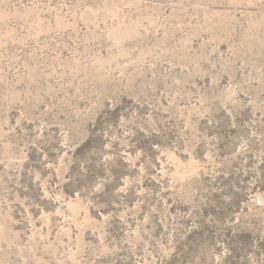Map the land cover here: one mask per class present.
<instances>
[{
  "label": "rangeland",
  "instance_id": "obj_1",
  "mask_svg": "<svg viewBox=\"0 0 264 264\" xmlns=\"http://www.w3.org/2000/svg\"><path fill=\"white\" fill-rule=\"evenodd\" d=\"M0 264H264V0H0Z\"/></svg>",
  "mask_w": 264,
  "mask_h": 264
}]
</instances>
